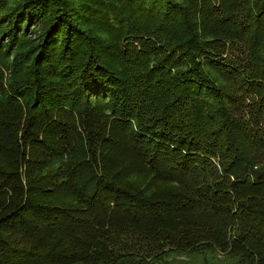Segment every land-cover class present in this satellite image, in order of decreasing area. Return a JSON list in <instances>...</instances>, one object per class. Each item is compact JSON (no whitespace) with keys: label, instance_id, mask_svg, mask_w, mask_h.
Instances as JSON below:
<instances>
[{"label":"trees","instance_id":"trees-1","mask_svg":"<svg viewBox=\"0 0 264 264\" xmlns=\"http://www.w3.org/2000/svg\"><path fill=\"white\" fill-rule=\"evenodd\" d=\"M0 264H264V0H0Z\"/></svg>","mask_w":264,"mask_h":264}]
</instances>
